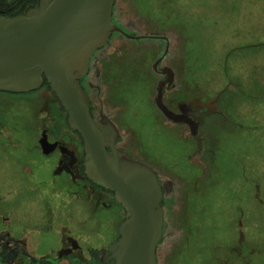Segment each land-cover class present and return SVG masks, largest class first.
Masks as SVG:
<instances>
[{
  "label": "flooded vegetation",
  "instance_id": "af4514ba",
  "mask_svg": "<svg viewBox=\"0 0 264 264\" xmlns=\"http://www.w3.org/2000/svg\"><path fill=\"white\" fill-rule=\"evenodd\" d=\"M235 3L246 22L249 0ZM38 4L0 0V17L23 15ZM256 6L252 11L261 19L263 5ZM200 12L194 0H114L117 30L92 54L79 83L92 118L116 126L119 155L158 175L166 224L158 264H264V182H249L244 163L239 174L217 164V114L201 98V61L198 49L188 46L195 33L187 32L189 20ZM30 93L0 92V264H102L120 239L126 211L114 192L86 175L84 143L68 113L55 98L40 111L46 101L29 100L24 95ZM228 108H220L223 116ZM151 127L161 133L162 145L170 137L186 151L179 158L189 174L171 173L178 163L171 166L153 153ZM222 178L225 240L216 238L208 203Z\"/></svg>",
  "mask_w": 264,
  "mask_h": 264
},
{
  "label": "water",
  "instance_id": "95a60500",
  "mask_svg": "<svg viewBox=\"0 0 264 264\" xmlns=\"http://www.w3.org/2000/svg\"><path fill=\"white\" fill-rule=\"evenodd\" d=\"M113 4L114 0H39L23 15L0 17V92L27 94L47 81L68 113L69 126L83 140L89 180L114 192L126 211L120 239L105 251L102 264H158L157 249L166 228L158 175L119 155L116 126L107 118H92L79 83L92 54L117 30Z\"/></svg>",
  "mask_w": 264,
  "mask_h": 264
},
{
  "label": "rangeland",
  "instance_id": "374dc122",
  "mask_svg": "<svg viewBox=\"0 0 264 264\" xmlns=\"http://www.w3.org/2000/svg\"><path fill=\"white\" fill-rule=\"evenodd\" d=\"M194 1L200 4L202 12L196 21L189 20L194 29L190 28L187 32L195 31V33L188 46L198 49L201 61V98L217 114L213 134L215 138L219 139L220 144L217 155L218 167H221L224 172L233 170L239 174L240 163H244L248 166V171L245 174L249 178V182L251 179L258 178L263 183L264 100L261 101L260 95L261 92L264 94V0H249L244 9L247 17L246 22L242 20L241 4H236L235 0ZM261 5H263V9L260 19L257 12L252 11V7L256 6L260 9ZM168 23L178 24L172 20ZM213 67L215 72L204 73L208 69L213 70ZM237 81L241 83L243 93L245 88L248 91H258L250 97L248 96V99L242 97L245 100L244 102L242 100L243 105L233 103L227 109L229 112L223 116L220 108H226L224 107L225 103H222L220 99L222 96L224 99L230 98L228 91L224 94V90L234 89V83ZM137 96L135 98L140 103L141 97ZM44 102L42 100L41 103ZM49 107L41 104L40 111ZM130 122H133L134 127L139 124L137 120H130ZM144 124L146 123L144 122ZM152 130L151 127L148 131V140L153 144V153L163 157L171 166L178 163L172 170L170 169L171 173L176 174L183 170L185 175L189 174L186 169L188 167L179 158L186 151L179 150L175 141L170 137L165 145H162L161 133ZM224 185L225 178H222L215 185L217 195L213 193L214 196L208 201L212 207L211 219L215 220L218 226L216 238L221 240H225L226 229L222 226L225 225V217L228 215L224 200L221 201L223 198L218 197L224 195L220 193L225 192V189H221V186Z\"/></svg>",
  "mask_w": 264,
  "mask_h": 264
},
{
  "label": "trees",
  "instance_id": "16d2710c",
  "mask_svg": "<svg viewBox=\"0 0 264 264\" xmlns=\"http://www.w3.org/2000/svg\"><path fill=\"white\" fill-rule=\"evenodd\" d=\"M234 85H235L234 89H232V90L225 89L224 90V94L228 91V94H230V96H229L230 98L224 99L222 96V98L220 99L222 103H225V106H224L225 108L231 107L233 103H235L237 105H243L242 100L244 102L245 101L244 98L248 99V96L250 97L253 93L258 91V90L257 91H252V90L248 91L245 88L244 93H243V91H242L243 88H242L241 83L239 81L234 83ZM24 96H27L29 98V100H30V98H39V99H41V101L44 99L46 101L45 107H48L51 104L50 100L55 98V100H57V102L59 103L60 108L62 110H64V108L62 107V105H61L60 101L58 100V98L56 97V95L51 91V88H50V86L46 80L43 81V85H42L40 90L32 92V93H30L28 95H24ZM242 97H244V98L242 99ZM260 99H261V101L264 100V94L262 92L260 95ZM100 188H102V187H100Z\"/></svg>",
  "mask_w": 264,
  "mask_h": 264
}]
</instances>
